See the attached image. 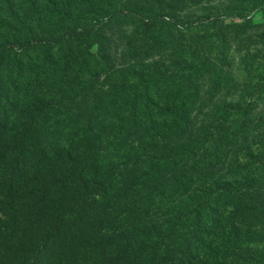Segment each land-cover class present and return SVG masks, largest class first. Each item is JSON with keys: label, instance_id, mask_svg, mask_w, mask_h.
I'll use <instances>...</instances> for the list:
<instances>
[{"label": "rangeland", "instance_id": "rangeland-1", "mask_svg": "<svg viewBox=\"0 0 264 264\" xmlns=\"http://www.w3.org/2000/svg\"><path fill=\"white\" fill-rule=\"evenodd\" d=\"M260 3L264 0L0 4V32L11 45L0 47L6 56L0 69L2 126L28 135L33 164L44 153L43 177L54 186L72 156L82 151L90 157L87 172L70 167V183L56 191L59 217L72 219L67 231L75 253L117 229L128 240L155 246L188 241L154 234L160 224L174 221L190 238L201 232L234 238L217 241L221 264H264ZM67 32L85 33L52 42ZM27 42L34 45L26 48ZM189 144L196 146L186 152ZM199 169H205L200 178ZM94 175L108 181L103 196L72 189L81 176ZM223 175L233 184L230 198L212 205L221 215V232L213 226L185 231L193 183L202 189L203 179ZM206 195L196 192L197 203ZM0 218L6 219L1 211ZM134 228L146 236L130 233ZM214 242L202 241V251L208 253ZM39 264H51L49 251Z\"/></svg>", "mask_w": 264, "mask_h": 264}, {"label": "trees", "instance_id": "trees-1", "mask_svg": "<svg viewBox=\"0 0 264 264\" xmlns=\"http://www.w3.org/2000/svg\"><path fill=\"white\" fill-rule=\"evenodd\" d=\"M10 1L0 0V4L5 6ZM258 6L263 7L264 4L260 3ZM119 14L123 17L129 16L128 13L120 12ZM137 19L142 22L145 18L139 16ZM195 23L181 22L186 26ZM84 33L67 32L52 42L57 43L65 38L76 39ZM9 44L8 36L0 32V47L7 45L9 47L11 46ZM33 45V42L24 44L26 48ZM5 57L4 54H0V69L6 64ZM98 79L99 76L94 79L95 82ZM195 134L193 136H199ZM190 144L184 147L186 152L194 150L196 146L195 144L191 147ZM28 147L26 133L8 131L0 122V211L6 217L4 220L0 218V264H39L40 256L45 251H49L51 264H195L193 259L196 264H221L219 242H234L231 236L223 240V235L218 233L211 238L201 232L200 235L190 238L188 234L182 235L183 226L179 225V222L172 221L169 225L160 224L154 234L171 238L183 236L188 241H163L155 246L150 241L128 240V237L124 236L125 232L117 229L102 234L75 253V241L67 231L72 219L69 221L67 216L59 217L56 191L70 183L73 177L69 173L70 167L75 166L81 175L85 174L89 168L90 157L84 156L82 151L72 156L71 165L73 166H67L65 173L60 175L62 178L57 177L60 179V184L54 186L43 177L42 170L46 167L44 153L41 152L36 156V163H40L37 168L36 163H32L34 157ZM174 152L176 154L177 150ZM187 160L183 155L181 161ZM204 172L205 169H199L198 177H203ZM78 179L79 182L72 189L80 191L81 195L85 196L89 192L98 198L105 194L108 182L105 178L97 179V175H94L87 179L82 176ZM203 181L202 189H198L193 183L194 189L191 190L192 198L189 204L191 218L188 219L189 227L185 228V231L188 232L191 227L203 229V227L213 226L215 230L221 232V215L218 208H212V205L219 202L222 197L230 198L233 179L223 175L218 179L213 177ZM200 190L205 191L207 195L201 203H197L199 200L196 192ZM194 209L197 210L194 211ZM207 217L211 221L209 225L205 223ZM130 233L146 236L137 228ZM202 241L216 242L214 247L207 246L208 253H204L201 249Z\"/></svg>", "mask_w": 264, "mask_h": 264}]
</instances>
